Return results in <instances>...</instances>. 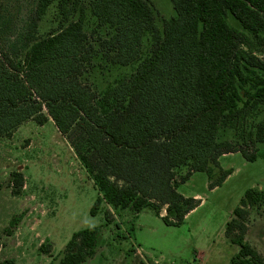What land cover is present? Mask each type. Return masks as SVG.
<instances>
[{
  "label": "trees",
  "instance_id": "16d2710c",
  "mask_svg": "<svg viewBox=\"0 0 264 264\" xmlns=\"http://www.w3.org/2000/svg\"><path fill=\"white\" fill-rule=\"evenodd\" d=\"M171 1L176 16L161 30L151 0H34L22 53L0 49V137L28 120L52 119L100 192L93 215L104 202L135 214L150 208L167 225H181L199 202L180 193L177 182L196 171L212 180L227 154L254 161L257 149L250 148L264 142V118L249 123L251 111L264 104V0ZM53 4L59 25L38 37ZM88 13L110 29L99 43L107 61L137 63L101 98L80 80L97 53L84 30ZM146 33L152 45L143 57ZM227 130L237 137H221ZM183 167L189 170L177 181ZM262 205L264 189L250 188L233 211L225 234L240 250L230 264H264L245 237L250 209ZM99 234L98 227L75 232L49 264H85ZM42 248L50 252V245Z\"/></svg>",
  "mask_w": 264,
  "mask_h": 264
},
{
  "label": "rangeland",
  "instance_id": "374dc122",
  "mask_svg": "<svg viewBox=\"0 0 264 264\" xmlns=\"http://www.w3.org/2000/svg\"><path fill=\"white\" fill-rule=\"evenodd\" d=\"M151 1L157 25L163 30L164 21L176 16L172 1ZM33 3L0 0L1 50L22 53ZM228 20L237 25L233 18ZM59 21L53 4L39 24L38 37L51 33ZM84 30L97 53L84 65L80 80L101 98L129 77L137 63L123 67L107 61L99 43L110 29L99 28L90 13ZM151 45V35L146 33L143 57ZM263 118L264 104L251 111L249 123ZM224 136L237 137L233 130L223 131ZM250 149H257L254 161L241 152L221 156L212 180L205 171H196L185 183L177 182L178 191L196 198L199 205L181 225L174 226L150 208L138 216L129 208L116 209L103 202L93 215L91 209L100 192L68 141L52 119L44 125L28 120L11 136L0 137V264H49L60 257L75 232L91 227H98L100 234L96 253L85 264H230L240 247L226 237V225L248 189H264V142ZM188 170L179 169L177 181ZM224 171L231 174L210 188V182ZM17 178L22 184H17ZM162 213L166 214L165 207ZM247 226L246 240L264 258V205L250 209ZM43 245H50V252H44Z\"/></svg>",
  "mask_w": 264,
  "mask_h": 264
},
{
  "label": "crops",
  "instance_id": "0c3cea01",
  "mask_svg": "<svg viewBox=\"0 0 264 264\" xmlns=\"http://www.w3.org/2000/svg\"><path fill=\"white\" fill-rule=\"evenodd\" d=\"M142 212H143V211H142ZM142 212H140V213L138 214V216H140V214H141ZM161 215L163 216L164 214L162 213Z\"/></svg>",
  "mask_w": 264,
  "mask_h": 264
}]
</instances>
